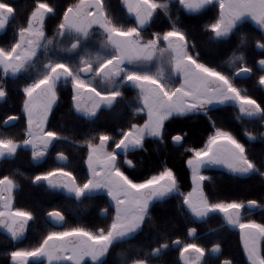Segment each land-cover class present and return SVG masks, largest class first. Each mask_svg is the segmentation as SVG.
I'll return each mask as SVG.
<instances>
[{
  "label": "flooded vegetation",
  "instance_id": "obj_1",
  "mask_svg": "<svg viewBox=\"0 0 264 264\" xmlns=\"http://www.w3.org/2000/svg\"><path fill=\"white\" fill-rule=\"evenodd\" d=\"M155 3L161 8L154 14H150L143 6L130 13L126 0L113 1L108 5L102 0H0V50L10 64L5 70L0 67V141L21 145L15 146L17 150L7 151L10 155L0 160V167L4 161L15 160L9 162V168H16V174L4 172L0 176V210L2 206L8 208L12 206L9 211L20 216L19 219H14L0 215V246L3 248L0 256L6 264H70L71 258L66 257V252L69 253L70 245L78 243L79 240L76 242V236L71 238L63 236L65 233L80 230L106 235L112 230L114 208L110 200L108 201L104 195V207L97 212L95 219H87L84 210L85 198L95 194L96 189H93L92 194L82 197L78 195L81 185L66 168L69 163L68 156L58 150V142L63 141L69 132L58 128L55 122L62 121L65 118L64 113H70L72 117L86 121L119 106L123 108V111L133 113L129 93L130 89H134L132 80L128 81L125 89H121V95L118 93L116 97L97 105L98 107H95L97 111H94L93 104L101 100L100 96L111 91V83L107 81V76L113 74V77L117 78L119 72L130 68L135 63L144 64L145 67L146 64L155 61L156 50L153 43L157 37L162 38L172 32L181 33L184 36L182 46H186L187 52L196 63H200L227 80L232 77L234 83L236 80L245 83L252 79L254 71L246 65L240 70L248 69L250 75L237 78L236 75L240 70L235 74L233 72L230 77L201 62L199 53L190 51L191 43L182 26L184 21L190 18L201 25L202 36L199 39H202V45L205 46L216 40L213 27L218 23L223 22L224 25L235 30L244 21L239 23L234 16L228 13L225 7H219L215 2L208 5V3H204V0H155ZM119 19L121 20L120 24L117 22ZM101 24H105L111 30V32H107L108 35L104 40L108 47L104 52L99 49L103 42ZM130 30H137L138 36L141 38L143 48H139L138 51L134 49L136 47L131 48L129 45L127 32ZM259 30L262 31V29ZM229 36L230 34L218 40L228 39ZM178 39L175 38V40ZM167 44L171 45L170 42ZM258 45H261L260 42L254 45L256 53L263 54L264 50L258 51ZM88 57L93 58V64L82 65ZM262 59L264 57H260L256 61V68L259 72L257 81L261 87L259 80L264 70L260 69L259 61ZM194 64V61L190 60L183 62L178 71L180 73L179 78L186 71L194 69ZM71 70H74V74L71 73ZM92 75H95L96 78L89 84L80 79ZM238 88L244 96L243 88ZM152 101L151 99L149 102L152 103ZM44 105L47 107L44 108ZM36 106L40 107L39 116L49 113L45 129L38 128V125L33 121L34 115L30 116ZM212 107L214 106L206 103L199 106V108H205V112ZM245 107L249 108L250 105L247 103ZM257 108L259 112H247L244 117L258 120L261 117L259 103H257ZM141 115L146 120V116ZM124 125L128 127V123H124ZM137 127L118 130L116 133L121 135V138L114 144L109 140V136H102L97 143L117 155L115 162L117 170H119L117 166L119 158L133 151L124 152L128 145L125 138L127 132ZM223 132L231 135L237 143L243 146L245 157L249 162L238 164L235 173L225 171L229 175L239 178L244 184V189H246L244 193L241 192L242 196H233L234 202L226 203L231 205L229 212L218 214L211 210L209 216L196 219L194 214L197 210L210 208V206L193 207L189 202L184 201V197L190 194L192 189L187 193L178 189V183L173 173L176 190L172 193L159 192L151 206L138 208L146 214L143 227L150 220V210L154 206L168 202L173 198L175 201H181L182 212L188 215L185 239L178 238L154 246L149 249L146 258L133 260L129 258L134 248L133 240L142 227L137 233H132L129 224L125 223L113 231L110 244L105 246L102 242L96 243L91 259H87L81 264H206L209 255L218 258L219 264H223L224 261H229L231 264H259L253 258L251 248L245 244L246 240L242 237V233L235 231L228 224V220L233 218L235 221L247 222L253 221L247 219L254 212L264 214V170H260L258 164L249 159L245 146L237 138L230 132ZM32 133L38 135L36 146H23L24 143L32 140L34 135ZM122 138L125 139V142L119 147L117 145L123 140ZM104 139L107 141H102ZM181 144L182 138L178 146ZM89 145H87L88 152ZM21 152L28 153V161H25L22 156L18 157ZM196 152L198 151H195L194 155ZM59 154L64 157L58 158ZM53 160L57 164L56 166H53ZM190 160L187 164L191 175ZM85 165L88 180L84 185L91 178L86 160ZM76 167L79 165L77 164ZM212 169L222 170L214 166L203 169L202 172L206 176L204 181L207 179V174L204 171ZM61 170L69 174L62 175L60 178L64 186L61 191H58L55 190L51 182L55 180ZM70 178L76 182L77 191L73 195L65 196L64 191ZM191 180L193 188L192 175ZM55 194H60L65 200H69L64 205V211L51 208ZM249 202H254L257 206L251 209L253 207L246 206ZM235 203H243L244 207H233ZM77 204L79 209L70 208H74ZM208 204L214 205L209 201ZM55 212L62 216L61 221L54 216ZM214 214L220 215L224 221L221 235H223L222 238H224V245L227 249L219 242L210 241L214 239L215 231L220 229L211 227L208 223ZM88 222L92 228L87 227ZM68 223L71 224V227L67 226ZM229 230L235 231L239 237L240 243L237 242V245H241V250H237V256L233 258L234 260L237 259L238 263L223 257L225 253L230 252L228 248L230 246ZM190 242L197 244L204 251L196 262H189L188 260V255L194 254L196 250L184 249ZM61 245H66V247H61ZM216 245L217 248L214 247ZM156 250L157 253H155ZM181 250L183 251L181 252ZM16 253L26 255L27 261L16 260L14 257ZM42 253L44 255L50 253L51 257H42Z\"/></svg>",
  "mask_w": 264,
  "mask_h": 264
},
{
  "label": "rangeland",
  "instance_id": "obj_2",
  "mask_svg": "<svg viewBox=\"0 0 264 264\" xmlns=\"http://www.w3.org/2000/svg\"><path fill=\"white\" fill-rule=\"evenodd\" d=\"M126 2L130 13H133L140 6H143L150 14H154L161 8L160 5L155 3V0H126ZM213 2L219 7H225L228 13L234 16L239 23L242 21H250L254 26L262 29L264 33V0H204V3H208V5ZM101 25L103 42L102 47H99V49L104 52L108 48L104 40L108 35L107 32H111V30L105 24ZM231 32L232 29L224 25L223 22L213 27L214 38L216 40L227 37ZM127 38L131 48L136 47L134 49L137 51L139 48H143L137 30L127 32ZM175 38H179L180 42L179 39L175 40ZM167 42H170L171 45L167 44ZM183 43L184 36L181 33L172 32L162 38L157 37L153 43L156 50L155 61H151L145 67L144 64L138 65L135 63L130 68L128 67L122 72H119L117 78H114L113 74L109 76L105 74L107 81L111 83V91L100 96L101 100L93 104L94 111H97L95 107H98L97 105H100L101 102L116 97L118 93L121 95V89H125L128 81L132 80L134 89L129 90L131 95L130 103L134 106H132V109L135 113H141L146 116L143 124L127 132L125 138L127 139L128 145L124 152L140 148L146 137L160 136L163 123L172 116L185 115L197 111L205 112V108H199V106L205 103L214 107L229 104L234 105L238 108L240 116H245L247 112H259L257 103L250 98L242 96L241 90L235 85L232 77L227 80L216 72L205 68L200 63H196L189 52H187L186 46H182ZM260 44L264 46V43L260 42ZM188 60L194 61L195 68L186 71L179 78L180 73L178 71L181 65H183V62ZM83 63L82 65L84 66L91 65L93 64V58L88 57ZM9 66L10 64L6 56L0 50V67L5 70ZM231 67L235 74L238 70L244 68L245 64L241 57L238 56L231 61ZM71 73L74 74V70H71ZM94 78H96L95 75L80 79L89 84L91 83L90 81H95ZM259 82L264 88V72ZM151 99L153 100L152 103L149 102ZM247 103L250 105L249 108L245 107ZM46 107L44 105V108ZM38 112H40V107L36 106L32 110L33 114L29 115H34L33 121L38 125V128L45 129L49 119V113L39 116ZM32 134H34L32 140L24 143L23 146H36L38 143V135L36 133ZM50 137L52 136L50 135ZM122 139L117 146L121 147V144L125 142V139ZM102 141L107 140L104 139ZM1 145L0 160L10 155L7 151L12 149L17 150V147L21 146L4 141H0ZM15 146L17 147L15 148ZM88 147L89 152L86 162L90 169L91 178H89L86 185L79 188L78 195L82 197L87 194H92L95 188L96 193L104 195L108 201L110 200L114 208L112 230L106 235L80 230L65 233L63 236L70 238L76 236V242L79 240L78 243L70 245L69 253L66 252V257L71 258L69 260L70 264H81V262L87 259L90 260L96 243L102 242L105 246L110 244L112 242L111 237H113V231L121 224H129L130 231L137 233L141 229L146 217L145 212L141 209L139 210L138 207L145 208L151 206L159 192L172 193L176 190V181L171 170L167 169L145 183L135 184L115 168L117 157L115 153L104 148L101 144H91ZM241 162L249 163L245 157L243 146L237 143L228 133L216 130L209 138L204 149L196 152L193 159L189 161L194 183L192 190L189 192L190 194L184 197V201L189 202L193 207L210 206L213 213L225 214L229 212L231 205L223 203L208 204L203 189V181L206 176L202 170L214 166L217 169L235 173L237 165ZM250 169L252 170L251 167ZM59 172V175L51 183L55 190L61 191L64 183H62L60 178L62 175L66 176L69 173L62 170ZM233 207L242 208L244 205L243 203H235ZM11 208L12 206L10 208L2 206L0 215L19 219V214L9 211ZM228 221V224L235 231L242 233V237L246 240L245 243L251 248L253 258L259 264H264L261 253L262 242L264 240V224L257 221H235L233 218H230ZM61 247H66V245H61ZM214 247H217V245ZM184 249L196 250L194 254L189 252V262L198 261L200 254L204 252L201 247L192 242L188 243V246ZM41 256L46 258L51 257L50 253L45 255L42 253ZM14 257L21 262L27 261V256H24L22 253H16Z\"/></svg>",
  "mask_w": 264,
  "mask_h": 264
},
{
  "label": "trees",
  "instance_id": "obj_3",
  "mask_svg": "<svg viewBox=\"0 0 264 264\" xmlns=\"http://www.w3.org/2000/svg\"><path fill=\"white\" fill-rule=\"evenodd\" d=\"M102 1L108 5L113 1L121 2L122 0ZM117 22L120 24L121 20L119 19ZM182 26L185 29L186 37L191 43L190 51H197L200 55L199 60L210 68L231 77L233 75L231 61L240 56L245 65L253 69L254 74L251 80L245 83L236 80L235 84L243 88L244 96L255 100L261 108V117L258 120H251L244 116L240 117L238 108L231 104L212 107L205 113L196 112L173 116L163 124L160 137L146 138L141 148L126 153L118 160V169L135 184L146 182L168 169L174 173L178 189L187 193L192 189L188 160L193 157L195 151L204 149L209 138L216 130L230 132L245 146L249 159L258 164L260 170H264V90L257 81L259 72L256 68L257 59L264 57V53H256L254 49L256 43H264V34L251 22L244 21L235 30H232L228 39L214 40L203 46L202 39H199L202 36L201 25L190 18L186 19ZM64 117L62 121L55 122L58 128L60 127L69 132L63 141L58 142V150L68 156L69 163L66 168L74 175L81 186L88 180L85 165L88 156L87 145L97 144L102 136H109V140L114 144L121 138V135L116 133L118 130L131 129L143 124L145 121V117L141 114L123 111L121 106L86 121L74 118L70 113H64ZM128 117L129 120H127ZM124 123H128V127H125ZM175 136H181L182 144L180 146L173 145L172 139ZM20 156L25 161L29 160L28 153L21 152L18 157ZM13 161H4V164L0 167V176L4 172H9L12 175L16 174V168H9V162ZM77 164L79 167H76ZM56 165L53 160V166ZM204 172L207 174V179L203 182V189L207 200L211 204L234 202L233 196H242L241 192L246 191L239 178L231 176L225 171L212 169ZM104 199L103 195L97 193L85 198L84 210L87 219L93 220L96 218L97 212L104 207ZM68 202L69 200H65L60 194H55L51 208L64 211V205ZM180 206H183L182 202L175 201L173 198L168 202L157 204L150 210V220L144 224L133 240L134 248L129 257L130 259H144L148 256L147 252L152 247L171 242L174 239L186 238L188 215L182 212ZM70 208L74 210L80 207L77 204L74 208ZM247 220L264 223V214L254 212ZM89 222L87 227L92 228ZM208 223L211 227L220 228L215 231V237L210 241L224 245V238L221 235L224 221L220 215L214 214L210 217ZM67 226L71 227V224L68 223ZM229 231L230 246L228 248L230 252L225 253L223 257L238 263L237 259L234 260L233 258L237 256V250H241V245H237V242L240 243L239 237L235 231ZM224 246L227 249L226 245ZM2 249L0 246V255ZM261 253L264 259V240ZM0 264H6L1 256ZM206 264H219V259L209 255Z\"/></svg>",
  "mask_w": 264,
  "mask_h": 264
},
{
  "label": "water",
  "instance_id": "obj_4",
  "mask_svg": "<svg viewBox=\"0 0 264 264\" xmlns=\"http://www.w3.org/2000/svg\"><path fill=\"white\" fill-rule=\"evenodd\" d=\"M257 49H258V51H263L264 50V47L262 45H258L257 46ZM259 66H260V69L264 70V59H262V60L259 61ZM246 75L249 76L250 75V71L248 69H242V70H240L237 73L236 76H237V78H241L242 76H246ZM180 141H181V137H179V136H177V137H175L173 139V143H174L175 146H178L179 143H180ZM57 157L58 158H62L64 156L61 155V154H59ZM76 191H77V184H76V182L73 179H71V178L68 179V181H67V187H66V189L64 191L65 196L73 195V194L76 193ZM246 206L247 207H253L251 209H254L257 205L254 202H249V203H247ZM210 213H211V209L210 208H200L199 210H197L195 212L194 216H195L196 219L197 218H204V217L209 216ZM54 216L55 217H58L60 219V221L62 220V216L59 213L55 212L54 213ZM155 253H157V250L155 251ZM223 264H231V263L229 261H224Z\"/></svg>",
  "mask_w": 264,
  "mask_h": 264
}]
</instances>
